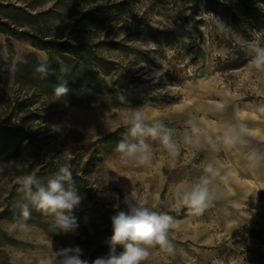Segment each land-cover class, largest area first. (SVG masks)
<instances>
[{
  "label": "rangeland",
  "instance_id": "374dc122",
  "mask_svg": "<svg viewBox=\"0 0 264 264\" xmlns=\"http://www.w3.org/2000/svg\"><path fill=\"white\" fill-rule=\"evenodd\" d=\"M6 4L24 7L28 13L7 9ZM182 8L181 0H0V50L7 53L5 66L0 61V68L6 70L0 69V131L6 126H21L36 135L49 161L68 163L79 174L86 169L84 176L96 189L93 196L103 212L113 208L115 198L118 202L114 207L127 211L123 199L132 191L138 198L149 199L155 210L172 215L177 228L169 235L175 252L167 254L153 248L143 264H264L256 253H249L248 248H258L256 241L242 233L246 226L264 229V186L260 190L243 184L249 179L255 181L253 185L264 183V176L247 173L239 151L214 154L182 147L179 157L173 159L157 142H151L154 155L150 167H122L114 152L116 143L101 141L113 133V140H119L126 130L129 109L145 106L147 122L160 119L177 136L190 118L218 134L239 115L248 123L249 145L264 150V116L255 112L257 106L264 105V73L251 69L249 62L227 65L233 48L243 50L242 42L236 40L237 35L243 36L231 12L228 7H220L216 14L203 4L202 34H198L180 20ZM205 12L214 14L230 28L221 31ZM6 14L17 22L6 18ZM136 24L154 27L156 38L125 39L127 28ZM48 40L54 42L52 49L46 47ZM149 41L157 45L156 51L148 48ZM103 42L105 45L97 46ZM122 44L130 51H123ZM93 50L119 62L118 70L105 77L114 92L94 104L86 103L69 72L64 78L70 91L56 100L53 88L60 82V64L70 66L72 59L85 66L91 62ZM134 50H142L143 56ZM43 61L57 69L56 75L41 79L35 73ZM157 73H162L158 80ZM118 94L125 97L124 103L117 99ZM220 104L226 105L222 111L217 108ZM1 138L4 146L0 148V211L8 205L10 191L22 176H37L44 166L25 139ZM25 161H30V168L21 170L16 166ZM209 161L232 169L231 187L252 190L248 200L230 203L231 187L226 186L218 198L228 205L222 213L213 206L198 216L189 215L184 208L173 210L176 190L190 185ZM235 203L253 206L251 211L262 218L242 220L236 212L229 215V205ZM92 204L82 197L74 211ZM18 218L1 221L15 240L4 248L13 264H48L53 251L73 246L83 250L82 259H88L89 264L106 256L91 257L106 240L105 222L98 214L93 220L83 221L87 229L83 227L60 238L49 237L40 219L33 216L22 233L16 226Z\"/></svg>",
  "mask_w": 264,
  "mask_h": 264
},
{
  "label": "clouds",
  "instance_id": "9594fccd",
  "mask_svg": "<svg viewBox=\"0 0 264 264\" xmlns=\"http://www.w3.org/2000/svg\"><path fill=\"white\" fill-rule=\"evenodd\" d=\"M256 6L260 8L264 7V4L258 3ZM205 13L213 18L221 31L226 27L230 28L214 14ZM250 35V40H243L239 35L236 40L238 43L242 42L244 52L250 57L249 67L257 73H264V41L256 29H252ZM147 45L150 50H157L154 43L149 41ZM0 61H3L5 66L6 50H0ZM34 71L41 79L57 73V69L52 68L47 61L41 62ZM70 71L68 65L60 64V75L57 77L60 82L53 88L56 100L65 97L70 91L68 81L64 78ZM161 74H156L157 80ZM117 99L121 103L125 102L123 95L118 94ZM225 107L224 104L217 106L221 111ZM129 112L130 116L125 121L126 130L114 148L116 159L122 167H150L154 155L151 142H157L173 159L179 157L182 147L204 149L214 154L239 151L245 169L250 172L264 169V150L249 145L250 129L246 119L239 115L235 122L226 123L218 134L211 133L201 126L198 120L190 118L185 122L182 133L177 136L175 130L166 126L160 119L147 122L145 106L129 109ZM255 112L264 116V105L257 106ZM16 166L23 170L30 168L31 163L19 162ZM231 182L232 169H225L209 161L203 165L202 174L190 185L176 190L175 202L171 207L175 211L184 208L189 215H201L224 193L226 186ZM16 190L24 194V202L19 205L20 216L16 220L18 231L23 233L28 229L27 221L31 218L32 209L52 218L49 230L55 234L76 231L78 225L71 213L79 206L82 197L78 194L70 164L60 165L46 181L34 173H27L20 179ZM123 204L127 211H119L111 217L112 235L105 241L109 248L108 254L96 258L91 264H143L148 260L150 250L157 247L163 253L175 252V244L169 235L177 228V222L172 215L155 210V205L150 204L149 199L138 198L132 191L124 196ZM118 246L123 249L119 253ZM83 255L79 246L62 248L53 251L48 264H89L88 259H82Z\"/></svg>",
  "mask_w": 264,
  "mask_h": 264
},
{
  "label": "trees",
  "instance_id": "16d2710c",
  "mask_svg": "<svg viewBox=\"0 0 264 264\" xmlns=\"http://www.w3.org/2000/svg\"><path fill=\"white\" fill-rule=\"evenodd\" d=\"M165 1V0H164ZM183 3V14L180 16V20L188 25L193 32L202 34L201 24L203 23V18L201 13L202 6L204 4L205 9L215 12L219 14L220 7H228L231 12L232 20L234 24L238 27L241 35L245 40L252 39L250 35L252 29H256L261 34V39L264 41V7L258 8L256 5L264 4V0H181ZM7 9H13L17 12H26V9L21 6H14L13 4H6L4 6ZM32 17H36L37 15L29 14ZM6 18L17 22L16 18L10 14H6ZM156 29L152 26H146L143 24H136L130 26L126 30L125 39H138L143 38L147 39L149 37L156 38L155 36ZM46 47L48 49H52L55 45L52 40H48ZM106 42L100 43L97 46H103ZM113 47H116V43L109 42ZM131 48H129L126 44H122V50L129 52ZM133 51V50H131ZM137 54L143 56L144 52L142 50H134ZM232 58L229 62H227L228 66H237L243 65L249 62L250 57L246 55L244 50L233 48L229 54ZM91 57V62H87L85 66L80 64L79 60H70V69L71 74L80 89V93L86 103L94 104L101 97L107 96L109 93H113L114 90H110L105 80L106 76H110L113 72L118 70L119 62L106 58L93 50ZM64 59H68L63 55ZM1 67V66H0ZM3 72L6 70L4 68H0ZM5 136L6 138L12 136H19L20 138L28 141L29 148L34 152L36 157L41 161L43 166V172H39L37 177L46 181L49 176H51L60 165L56 164L53 161H49L48 155L45 152L43 146L39 143L36 135L27 129L21 126H6L0 131V148L4 146V140L1 138ZM116 134L113 133L106 137V140H101L106 144L116 143L117 140H113ZM112 139V140H110ZM48 169V170H47ZM72 170L73 178L76 182V186L78 189V194L81 197L89 199L92 201V206L82 210V211H74L71 215L75 218L77 222L76 231L83 229L84 224L83 221L85 219H95L94 215L98 214L101 217V220L105 222V230H103L104 236L106 239L112 235V223L111 217L115 216L119 211H123L121 207H114L115 203L118 200L115 198L112 202L113 208H108L106 212H103L98 206L97 200L94 198V192L96 189L90 185V181L84 176V173H88L86 169L83 170V174H79L76 170ZM18 184H15L10 191L9 194V203L0 211V264H13L5 251V246L7 244L14 243V238L9 234V232L3 228L1 221L6 218L11 217H19L20 216V207L19 205L24 202V194L17 192ZM31 216L37 217L40 219V225L46 231L49 237L51 238H60L67 233H59L55 234L54 232L49 230V224L51 222V217L45 216L40 212H37L35 209H32ZM87 229L86 227H84ZM75 231V232H76ZM71 233V232H69ZM242 233L248 234L252 237L258 246V248H248L250 255L256 253L261 261H264V229L256 230L249 228L248 226L244 227ZM89 236V234H87ZM106 241V240H105ZM242 241V240H239ZM108 246L104 242V244L96 247L92 252V258H96L98 255L108 253ZM122 248H118L117 252L122 251Z\"/></svg>",
  "mask_w": 264,
  "mask_h": 264
},
{
  "label": "bare ground",
  "instance_id": "6f19581e",
  "mask_svg": "<svg viewBox=\"0 0 264 264\" xmlns=\"http://www.w3.org/2000/svg\"><path fill=\"white\" fill-rule=\"evenodd\" d=\"M247 173H250L252 175H255V177H263L264 176V169H260L257 170L255 172H250L246 169ZM244 185H249L251 188L252 187H257L260 190L263 189L264 183H259L256 185L255 181L253 179H249L248 181H244L243 182ZM230 186V183L227 185ZM250 189H243L242 186L238 187L237 189H234L233 187H231L230 191H229V199H230V203L231 202H235V200L237 199H242V200H248L250 194H251ZM255 192V189H254ZM219 198V197H218ZM261 201V200H260ZM248 202V201H247ZM213 207L217 208L218 210H220V212H224L225 210H227L226 208H228L227 203L224 201H219L218 199L215 200L212 204ZM229 208H231L232 211H230L229 215H232L234 212L238 213L241 217L242 220H254V219H261L262 215L260 214H255L251 211V209L253 208V206H246V205H242V203H235L234 205H229ZM264 213V211H262Z\"/></svg>",
  "mask_w": 264,
  "mask_h": 264
}]
</instances>
